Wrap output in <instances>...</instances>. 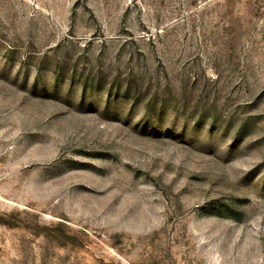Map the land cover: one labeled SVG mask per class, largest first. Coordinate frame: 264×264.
Masks as SVG:
<instances>
[{"label":"rangeland","instance_id":"rangeland-1","mask_svg":"<svg viewBox=\"0 0 264 264\" xmlns=\"http://www.w3.org/2000/svg\"><path fill=\"white\" fill-rule=\"evenodd\" d=\"M0 264H264V0H0Z\"/></svg>","mask_w":264,"mask_h":264}]
</instances>
